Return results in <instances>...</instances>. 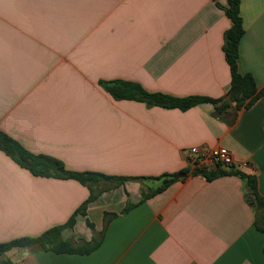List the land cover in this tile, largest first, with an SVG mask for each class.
Instances as JSON below:
<instances>
[{"label": "crops", "instance_id": "0c3cea01", "mask_svg": "<svg viewBox=\"0 0 264 264\" xmlns=\"http://www.w3.org/2000/svg\"><path fill=\"white\" fill-rule=\"evenodd\" d=\"M240 1L239 70L261 90L264 0ZM231 26L212 0H0V131L70 171L143 178L103 192L63 230L65 241L90 242L109 216L94 252L15 249L0 263L264 264L244 180L209 181L188 156L228 149L232 168L256 176L264 196V99L217 115L210 103L181 111L118 101L99 84L220 99L231 84ZM89 197L79 182L34 176L0 150V244L66 224Z\"/></svg>", "mask_w": 264, "mask_h": 264}, {"label": "trees", "instance_id": "16d2710c", "mask_svg": "<svg viewBox=\"0 0 264 264\" xmlns=\"http://www.w3.org/2000/svg\"><path fill=\"white\" fill-rule=\"evenodd\" d=\"M216 6L224 10L230 19L232 26L224 34L223 52L226 62L230 68L231 84L226 95L220 99H212L200 96L174 97L162 93H150L141 85L134 82L122 80L100 81V86L108 92L115 100L137 101L165 109H179L187 111L203 103H210L215 107L216 114L222 115L226 110L234 107L236 111L250 109L259 99H264V89H258L255 78L251 74H242L239 70V47L244 35V24L240 14V0H227V5L222 6L218 0H212ZM0 150L5 152L10 158L18 163L22 168L27 169L34 176L52 177L64 180H75L86 186L90 190V197L84 202L70 220L62 225L46 231L39 237L20 238L4 244H0V255H4L12 250L31 251H52L57 254H79L88 255L97 250L104 239L106 228L110 217L106 215L104 230L95 236L90 242L80 241L74 244L71 241L62 239L64 229H73L78 215H87V208L90 203L96 201L105 191L123 186L129 180H141L143 178L109 176L95 172H74L67 170L64 164L52 157L35 155L25 150L17 141L0 131ZM213 181L219 177L236 175L245 182L246 200L254 210L255 227L264 233V196L258 190L257 177L245 175L233 168L217 167L215 169H200L194 172ZM183 175V174H181ZM161 179V178H151ZM164 186L153 192L143 194V199H147L160 193ZM132 206H128L125 211H129ZM88 226L93 225L88 221ZM264 252V248H263ZM9 261H2L0 264H7Z\"/></svg>", "mask_w": 264, "mask_h": 264}, {"label": "built area", "instance_id": "2783aa9c", "mask_svg": "<svg viewBox=\"0 0 264 264\" xmlns=\"http://www.w3.org/2000/svg\"><path fill=\"white\" fill-rule=\"evenodd\" d=\"M188 156L192 160V164L196 165V168L208 169V168H232L235 166V159L232 153L223 147L216 149H199L192 148ZM244 166H248V164H243Z\"/></svg>", "mask_w": 264, "mask_h": 264}]
</instances>
